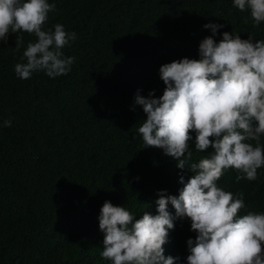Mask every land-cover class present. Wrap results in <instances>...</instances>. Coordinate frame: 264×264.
<instances>
[{
    "label": "trees",
    "instance_id": "16d2710c",
    "mask_svg": "<svg viewBox=\"0 0 264 264\" xmlns=\"http://www.w3.org/2000/svg\"><path fill=\"white\" fill-rule=\"evenodd\" d=\"M48 2L56 11L45 28L62 24L76 33L62 49L76 58L67 75L40 71L22 80L14 67L24 48L12 50L14 35L0 44V264H111L100 255L103 203L125 206L136 219L144 211L156 215L157 193L178 196L181 177H191L162 149L145 148L138 128L146 114L136 94L158 99L162 65L199 59L200 42L212 36L204 25H223L217 43L225 32L255 43L264 40V21L254 26L250 11L233 0ZM35 39L25 33V48ZM189 146L190 163L212 152ZM238 174L227 170L218 186L243 193L240 215L264 213V167L254 181L237 182ZM167 211L175 216L171 204ZM195 236L189 220H175L164 255L185 264L187 240Z\"/></svg>",
    "mask_w": 264,
    "mask_h": 264
},
{
    "label": "clouds",
    "instance_id": "9594fccd",
    "mask_svg": "<svg viewBox=\"0 0 264 264\" xmlns=\"http://www.w3.org/2000/svg\"><path fill=\"white\" fill-rule=\"evenodd\" d=\"M233 4L241 12L250 11L254 26L264 21V0ZM55 11L48 0H0V44L14 35L12 50L24 48L14 67L18 78L27 80L40 71L56 78L71 71L76 58L65 57L62 49L76 33L62 24L45 28ZM222 27L204 25L212 36L200 42L199 59L183 58L159 68L162 96H135V105L146 114L138 128L145 148L162 149L177 161V168L187 166L191 177L187 183L181 177L178 196L157 193L156 215L144 211L136 219L125 206L103 203L100 255L111 264H178L180 257H166L163 247L177 219L189 220L196 233L194 240H187L185 264H264V213L240 215L243 193L233 194L217 184L229 169L239 173V182L256 180L257 170L264 167V40L253 43L250 36L243 40L225 32L217 43L213 37ZM25 33L36 38L26 48ZM3 126L11 127V121ZM189 142L199 153L209 148L212 152L190 163ZM169 204L175 216L167 211Z\"/></svg>",
    "mask_w": 264,
    "mask_h": 264
}]
</instances>
